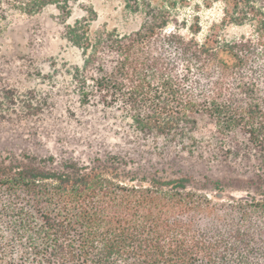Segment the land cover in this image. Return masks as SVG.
<instances>
[{"label":"trees","instance_id":"16d2710c","mask_svg":"<svg viewBox=\"0 0 264 264\" xmlns=\"http://www.w3.org/2000/svg\"><path fill=\"white\" fill-rule=\"evenodd\" d=\"M190 1L126 0L143 18L129 33L69 26L86 56L80 101L169 143L212 126L216 154L251 160L254 177L167 178L115 154L87 164L0 154V264H264V0H202L222 4V24L249 27L203 38L198 16L177 14ZM77 4L0 0V16L55 6L68 18Z\"/></svg>","mask_w":264,"mask_h":264},{"label":"rangeland","instance_id":"374dc122","mask_svg":"<svg viewBox=\"0 0 264 264\" xmlns=\"http://www.w3.org/2000/svg\"><path fill=\"white\" fill-rule=\"evenodd\" d=\"M177 10L190 21L198 16L199 38L215 25L226 37L249 30L222 24L221 3L207 7L202 0H191ZM76 20L89 21L92 33L113 29L129 33L143 23L126 0H79L68 18L55 6L31 15L10 11L0 16V154L27 152L86 164L115 154L131 160L133 169L141 173L157 171L167 178L248 181L254 177L251 160L216 154L209 141L212 126L201 124L196 142L169 143L139 133L131 118L116 107L81 103L76 72L85 66L86 56L69 36V26ZM226 191L246 192L231 187Z\"/></svg>","mask_w":264,"mask_h":264}]
</instances>
